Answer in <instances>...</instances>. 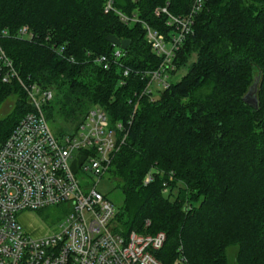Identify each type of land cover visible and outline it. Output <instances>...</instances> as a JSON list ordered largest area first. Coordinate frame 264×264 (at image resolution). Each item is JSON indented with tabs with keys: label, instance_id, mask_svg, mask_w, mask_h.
I'll use <instances>...</instances> for the list:
<instances>
[{
	"label": "trees",
	"instance_id": "1",
	"mask_svg": "<svg viewBox=\"0 0 264 264\" xmlns=\"http://www.w3.org/2000/svg\"><path fill=\"white\" fill-rule=\"evenodd\" d=\"M105 2L0 0V47L22 81L53 91L44 113L57 136L75 135L94 107L124 124L127 138L108 173L123 196L117 232L164 233L155 253L162 264H264V0H205L176 60L175 74L187 73L153 102L140 96L146 82L135 73L161 60L142 24L126 25ZM167 4L184 16L192 0H114L162 33L169 30L155 10ZM23 27L32 39L21 38ZM108 36L130 46L122 67L105 71L94 60L117 50ZM257 75L254 110L244 97ZM10 98L0 143L32 111L19 81L0 79V105Z\"/></svg>",
	"mask_w": 264,
	"mask_h": 264
},
{
	"label": "built area",
	"instance_id": "2",
	"mask_svg": "<svg viewBox=\"0 0 264 264\" xmlns=\"http://www.w3.org/2000/svg\"><path fill=\"white\" fill-rule=\"evenodd\" d=\"M205 0H192L190 12L175 16L166 7L155 10L165 18L168 33L150 27L138 15L126 16L106 0L104 11L116 14L128 26L142 24L145 39L161 60L157 69L135 73L146 82L142 96L153 102L170 86L176 75V60L182 45L194 33L195 20ZM6 34V32L4 33ZM21 38L32 39L28 27ZM116 47V46H115ZM63 49L60 50L61 53ZM122 49L94 61L103 70L122 67ZM132 71L124 68V78ZM0 79H16L27 94L32 111L27 113L3 143H0V264H162L155 257L166 243V235L123 234L116 231L117 208L94 188L83 187L77 174L103 178L127 134L123 123L108 127L109 118L100 108H92L77 133L57 136L44 113L52 101V90L22 81L12 62L0 47ZM151 177L145 179V185ZM69 211L54 233L31 236L20 223V216L46 209Z\"/></svg>",
	"mask_w": 264,
	"mask_h": 264
},
{
	"label": "rangeland",
	"instance_id": "3",
	"mask_svg": "<svg viewBox=\"0 0 264 264\" xmlns=\"http://www.w3.org/2000/svg\"><path fill=\"white\" fill-rule=\"evenodd\" d=\"M186 73H187V69H181L176 75L172 76L169 79V82L173 84L177 83L182 79V77ZM15 102H16L15 98H10L7 101H5L2 105H0V119L8 116L13 112ZM115 126H116L115 124H111L110 122L108 124V127L112 129H115ZM77 179L80 181L83 187H87V188L95 187L98 192L108 196L110 201L113 203L115 207H119L122 204L123 196L120 191L115 190V186H116L115 181L111 180L108 175L103 178H98L96 176L92 177L91 174H84L82 171H80L77 174ZM68 214L69 211H62L57 208L46 209V210L37 211L35 213L22 214L20 216V223L22 224L25 231L31 236H43V235L45 236L54 233L55 231L54 228H51L53 223H55L56 225L61 224L63 222L64 217H66ZM234 255H235V251L232 250L230 253V257L232 258V260ZM174 264H180V263L179 261H176Z\"/></svg>",
	"mask_w": 264,
	"mask_h": 264
},
{
	"label": "water",
	"instance_id": "4",
	"mask_svg": "<svg viewBox=\"0 0 264 264\" xmlns=\"http://www.w3.org/2000/svg\"><path fill=\"white\" fill-rule=\"evenodd\" d=\"M106 41L109 44L116 46L122 50H127L128 47L130 46V41H128V40L120 41L113 36H108L106 38ZM260 83H261V76L257 75L254 78L252 85L249 87L248 92L244 97V102L254 110L259 109L258 93H259Z\"/></svg>",
	"mask_w": 264,
	"mask_h": 264
}]
</instances>
